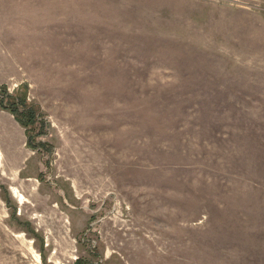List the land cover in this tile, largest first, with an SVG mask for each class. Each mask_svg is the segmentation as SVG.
Instances as JSON below:
<instances>
[{"label": "rangeland", "instance_id": "obj_1", "mask_svg": "<svg viewBox=\"0 0 264 264\" xmlns=\"http://www.w3.org/2000/svg\"><path fill=\"white\" fill-rule=\"evenodd\" d=\"M5 93L0 264H264V0H0Z\"/></svg>", "mask_w": 264, "mask_h": 264}, {"label": "trees", "instance_id": "obj_2", "mask_svg": "<svg viewBox=\"0 0 264 264\" xmlns=\"http://www.w3.org/2000/svg\"><path fill=\"white\" fill-rule=\"evenodd\" d=\"M3 98H7L8 105H6V103H4L3 101H0L1 108L9 110L12 114L15 115L16 110H19L18 102L17 101L15 102L13 97L9 96L6 93H5V96L3 95ZM21 104L22 105L24 104L23 100L21 101ZM23 106L27 107V105H23ZM23 114L24 115H26V114L28 115L27 121H31L33 119V117H34L33 116V110H31V109H27V111H24ZM16 116H17V114H16ZM16 116H15V118H16V120H18V123L20 125L24 126V123L22 121H20L19 119H17ZM31 139L32 138H30V136H27V146H28V148L33 149L32 148L33 146L31 145ZM77 264H80V263L78 262Z\"/></svg>", "mask_w": 264, "mask_h": 264}, {"label": "bare ground", "instance_id": "obj_3", "mask_svg": "<svg viewBox=\"0 0 264 264\" xmlns=\"http://www.w3.org/2000/svg\"><path fill=\"white\" fill-rule=\"evenodd\" d=\"M14 194L19 198V200H23V196L20 193H17L16 190H13Z\"/></svg>", "mask_w": 264, "mask_h": 264}]
</instances>
